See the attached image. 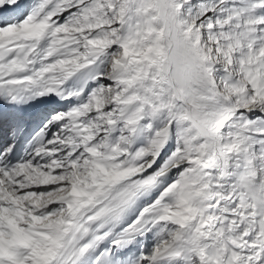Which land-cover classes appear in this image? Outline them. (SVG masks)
<instances>
[{"label":"snow or ice","instance_id":"snow-or-ice-1","mask_svg":"<svg viewBox=\"0 0 264 264\" xmlns=\"http://www.w3.org/2000/svg\"><path fill=\"white\" fill-rule=\"evenodd\" d=\"M0 264H264V0H0Z\"/></svg>","mask_w":264,"mask_h":264}]
</instances>
